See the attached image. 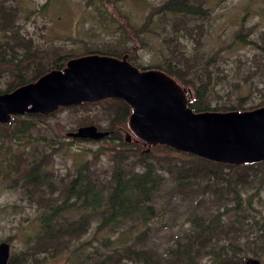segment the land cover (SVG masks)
Masks as SVG:
<instances>
[{
	"label": "trees",
	"instance_id": "16d2710c",
	"mask_svg": "<svg viewBox=\"0 0 264 264\" xmlns=\"http://www.w3.org/2000/svg\"><path fill=\"white\" fill-rule=\"evenodd\" d=\"M89 1L84 3L108 19V27H103L108 28L107 37L92 45L81 40L82 51L70 48L62 52L58 46L47 49L32 42L21 31L17 5L0 0V92L34 80L48 69L60 68L72 56L126 53V59L138 69H162L190 88L188 105L193 110H242L264 104L262 91L254 104L243 105L239 99L237 104L210 106L211 93H217L225 73L217 64L221 57L218 48L210 52L197 48L199 20L208 15L206 0ZM124 2L145 9L140 20L121 8ZM185 33L194 41L192 51L186 50L181 40ZM247 35L240 26L220 48L231 50L235 44H251L256 50L253 69L236 67L241 80L230 83L238 85L237 93L239 84L258 91L253 76L264 79V32H260V41ZM153 41L154 59L139 61L140 48L152 50ZM43 54L50 58L47 65ZM87 105H97L95 112L99 113L93 112L94 118L79 116L75 125L93 123L98 127L105 122L103 129L109 130L108 134L89 139L33 132L41 118L58 109ZM129 110L125 101L111 97L59 106L48 113H16L8 123L0 122V161L7 159L8 164L0 179L11 177L12 186L21 187L33 206L18 236L25 244L22 254L8 256L6 264L36 263L45 256H65L71 264H242L246 255L259 260L264 257V160L224 163L165 144H144L127 125ZM124 126V135H131L129 140L122 135ZM25 135L20 147L7 146L12 138L25 139ZM39 138L44 148L48 145L51 149H33L31 143ZM65 140L71 144L108 140L111 145L68 152ZM57 144L63 146L56 148ZM54 152L70 159L69 170L57 176L51 167ZM103 155L107 158L105 166L100 159ZM11 171L14 176H9ZM192 199H196L194 213L186 214V220L178 224V213H186ZM164 216L170 224L159 226L157 219ZM160 230L167 232L164 236L169 241L157 240Z\"/></svg>",
	"mask_w": 264,
	"mask_h": 264
},
{
	"label": "water",
	"instance_id": "95a60500",
	"mask_svg": "<svg viewBox=\"0 0 264 264\" xmlns=\"http://www.w3.org/2000/svg\"><path fill=\"white\" fill-rule=\"evenodd\" d=\"M111 97L128 104L127 125L144 144H165L224 163L264 160V104L242 110H193L188 88L162 69H138L126 53L72 56L60 68L0 92V122L8 123L16 113H48L59 106ZM109 132L87 123L65 133L98 139ZM130 136L125 132V139ZM8 256L9 244L0 240V264H6ZM242 264L260 260L245 256Z\"/></svg>",
	"mask_w": 264,
	"mask_h": 264
},
{
	"label": "rangeland",
	"instance_id": "374dc122",
	"mask_svg": "<svg viewBox=\"0 0 264 264\" xmlns=\"http://www.w3.org/2000/svg\"><path fill=\"white\" fill-rule=\"evenodd\" d=\"M93 0L89 1L91 4ZM159 0H146L147 3H156ZM11 5H17L20 10V17L18 18L21 23V31L27 37H30L32 42L40 46H46L47 49L51 47L59 48V51H65L66 49L73 48L77 52L82 51L83 47L81 40H86L89 45H92L96 41L103 40L107 37L108 19H105L92 5L87 6L84 0H6ZM117 4V3H116ZM208 5V15L200 19L201 33L200 44L197 46L204 52H210L214 49L221 51V57L217 59V64L224 76L219 81L217 93H211L210 100L208 101L210 106L219 105L220 103H232L237 104L241 99L243 105L254 104L258 100L257 94L264 91V79L257 78L258 75L253 76V81L259 88L258 91L251 89L248 84H239L238 93L236 88L230 82L240 79V74L236 73V67L245 69L249 66V70L253 69L252 66V54L256 52L251 44H239L234 45L233 49H220L225 42L229 41L231 34L242 26L243 31L248 35L247 37L255 38L260 41V32H264V0H206ZM119 7V4H117ZM120 8V7H119ZM121 8L132 13V15L140 20L145 9L141 7H132L130 3L124 2ZM113 8V12L115 13ZM29 11L28 16L26 13ZM242 19V22L240 21ZM181 40L185 46V49L192 51L195 46L192 37L187 33L181 37ZM50 44V45H49ZM156 42L153 41L152 50L140 48L139 61L146 63L149 60L154 59ZM71 51V52H76ZM52 53V52H51ZM44 65L49 64V57L44 56ZM49 58V59H48ZM221 70L218 71V74ZM241 80V79H240ZM188 88V87H186ZM245 88V90L243 89ZM190 90V88H188ZM250 91V94H249ZM191 93V90H190ZM97 105H87L75 108H60L56 110L52 115L47 118H41V123L34 127L33 132L35 135H51L59 138L65 134V129L73 130L75 125V119L79 116L85 118H94L92 115L97 110ZM95 112V113H93ZM98 128H105V122H102ZM122 135L127 127L121 128ZM37 130L41 131L38 132ZM22 136H17L11 139L12 142L8 143L11 147H20L24 143L25 139ZM23 141V142H22ZM41 138L36 143H31L33 149H45L50 150L48 145L40 143ZM16 142V143H13ZM66 146L69 148L68 152L72 150H79L82 152L83 148H95L97 146L111 145L108 140H88V141H75L71 144V141L65 140ZM140 144V143H139ZM54 145V144H53ZM7 146L5 149H7ZM63 146V144L61 145ZM57 144L56 148L61 147ZM0 147V152H2ZM6 153L10 156L9 152ZM3 153H0V156ZM171 154V153H170ZM101 164L107 165V158L103 155L101 158ZM17 162V161H16ZM17 164V163H16ZM15 164V165H16ZM70 159L63 156L62 153L57 154L54 152L53 159L51 161V167L54 170L55 175L63 174L64 171L69 170ZM20 165V163H19ZM8 167L7 159L0 161V173L6 171ZM14 172L11 171L9 176H14ZM11 177H2L0 179V240H4L5 237H10L9 244V256L17 253L22 254V249L25 244H22L21 237H18L22 233V228L26 225V215H29L33 209L27 202L26 192L19 186H12ZM169 183V182H168ZM162 195H164L162 193ZM196 199H192L188 203V210L186 213L179 212L176 218V222L180 224L181 220H186V214L194 213L192 209L194 207ZM181 210H184V206H179ZM214 210V209H212ZM169 215V212H167ZM166 223H162V222ZM168 217L164 216L157 219L159 226L170 224ZM154 223V222H153ZM186 225V222L182 223V227ZM175 228V226L173 227ZM160 236L156 237L158 241H166L164 236L167 232L160 230ZM84 235V234H83ZM168 239L167 241H169ZM162 243L160 244V246ZM247 256V255H246ZM32 261V260H31ZM260 264H264V257L260 258ZM33 262V261H32ZM30 264V263H29ZM31 264H71L65 256H45L40 258L36 263Z\"/></svg>",
	"mask_w": 264,
	"mask_h": 264
},
{
	"label": "flooded vegetation",
	"instance_id": "af4514ba",
	"mask_svg": "<svg viewBox=\"0 0 264 264\" xmlns=\"http://www.w3.org/2000/svg\"><path fill=\"white\" fill-rule=\"evenodd\" d=\"M130 109V108H129ZM129 112H130V110H129ZM127 116H128V114H127Z\"/></svg>",
	"mask_w": 264,
	"mask_h": 264
}]
</instances>
